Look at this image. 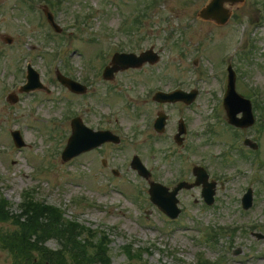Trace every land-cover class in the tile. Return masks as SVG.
<instances>
[{
  "label": "rangeland",
  "instance_id": "rangeland-1",
  "mask_svg": "<svg viewBox=\"0 0 264 264\" xmlns=\"http://www.w3.org/2000/svg\"><path fill=\"white\" fill-rule=\"evenodd\" d=\"M39 1L0 0V203L6 207L0 211V264H41V253L26 239L30 227L41 231L37 248L53 252L66 241L79 242L80 257L100 264H264V239L256 238H264V0H245L224 26L196 18L208 0H50L58 2L51 8L64 31L59 37L50 34ZM142 9L147 13L139 22ZM4 35L12 44L2 41ZM151 47L160 56L154 66L102 79L117 50L139 54ZM28 62L51 93L19 96L9 104L6 96L24 83ZM228 64L236 91L254 103L255 123L248 129L223 125L220 79ZM55 67L84 84L86 93L59 91ZM175 88L199 90L189 112L167 108L171 121L176 124L182 114L191 129L180 148L166 145L148 126V114L160 106L133 109L135 99ZM77 116L93 129H112L120 144L62 162L70 134L63 122ZM14 130L24 148L14 147ZM239 135L258 145L256 153L241 150ZM133 155L163 185L182 173L192 182L190 169L199 164L224 188L211 207L203 204L199 188L181 191V214L171 221L148 202L149 181L128 166ZM248 187L253 206L243 211L240 197ZM30 201L38 209L52 208L42 215L45 222L40 215L27 225L19 253L9 240L30 216ZM129 248L130 261L124 251Z\"/></svg>",
  "mask_w": 264,
  "mask_h": 264
},
{
  "label": "water",
  "instance_id": "water-1",
  "mask_svg": "<svg viewBox=\"0 0 264 264\" xmlns=\"http://www.w3.org/2000/svg\"><path fill=\"white\" fill-rule=\"evenodd\" d=\"M242 0H211L210 3L204 8L202 9L198 16L199 18L203 19V20H212L214 22H216L217 24H224L228 17H229V11H227L226 9H224V4L226 3H230V4H235L237 2H241ZM48 20L49 22L53 25L52 23V17L51 15L47 14ZM149 54H145L143 56V58L140 59H136L134 56H115L113 59V68H110L109 70L106 71V73L109 75L111 74L113 71H117L118 67L117 64L120 65L121 67H128V66H139L141 63H143V61L145 60H149ZM153 56V59H150L151 62H155L157 60L155 55H150V57ZM61 82L63 84H70L69 81L65 80V79H61ZM41 87V85L38 82V76L35 72H33L31 69H28V83L21 89V91H25V92H29L35 89H39ZM231 92H230V97H231V102H228L226 105V108L229 111V118H230V122H234V116H235V110L234 108H231V106H234L233 103V99L235 97V95L233 94L232 91V86H231ZM11 102H14L15 99L10 98L9 99ZM245 107V106H244ZM244 107L242 109H244ZM247 108V107H246ZM233 109V110H232ZM246 109H244L243 111H245ZM244 116L245 118L243 120H245L248 123L249 121V125H251L253 123L251 114L249 112V116H247V114H245L244 112ZM245 123V122H244ZM240 125V123H239ZM73 131H72V137L69 140V143L65 149V151L62 154V160L63 161H67L70 158H72L73 156H76L78 154H80L81 152L87 151L88 149L97 146L98 144H100L101 142H103V140H106V137L104 135L101 134H93L90 131L86 130L85 128H83V126L81 125V123L79 122V120L73 122V127H72ZM13 139H14V143L17 147H22L24 144L19 136L18 132H14L12 133ZM84 141H86V143L84 144ZM137 164V163H136ZM199 176V172L196 174ZM156 189H154V192ZM212 195H213V191H209L207 188L203 190V196L205 197V200L207 203L212 202ZM157 195L154 194V201L157 202ZM162 208H165L168 211V206L166 203L160 202L158 201ZM243 207L245 209L249 208L251 206V191L249 190L248 193L244 196L243 198ZM173 210V211H172ZM169 210L171 212H173L172 214H170L171 217H175L177 215L176 211L174 209ZM168 211V212H169ZM259 237V235H258Z\"/></svg>",
  "mask_w": 264,
  "mask_h": 264
},
{
  "label": "trees",
  "instance_id": "trees-1",
  "mask_svg": "<svg viewBox=\"0 0 264 264\" xmlns=\"http://www.w3.org/2000/svg\"><path fill=\"white\" fill-rule=\"evenodd\" d=\"M1 202V200H0ZM6 209V207L4 206L3 203H0V211H4ZM49 209L50 208H46V207H42V208H39V209H36L35 207L30 209L28 208V210L25 212L30 214V216L27 217V219L25 221H23V224L17 226L18 229H17V234L15 236H12L9 240V243L17 248L18 252L19 253H23L22 251V237L25 233H27V225H30V223H35L37 222V216H40L39 218H42V215L44 216V219H45V216H47L48 214H46L47 212H49ZM50 215V214H49ZM43 219V222H45ZM49 222L52 221L51 219V216H48V219H47ZM17 225V223H15ZM15 225V226H16ZM38 229L40 228H31L30 227V230H33L29 233V237H27L26 239H30L29 242L33 245V247L39 252V254L41 253V257L40 259H42V262H49V264H84L85 262L88 263V258L84 259L81 258L78 259L79 256H81V250H82V247L80 245L79 242H76V243H72V242H69V241H66V243L64 242L63 244V247L61 249L56 251V252H50V251H45L44 249H39L37 248V246L39 244L42 243V241L40 240V235H41V231H39ZM43 230V229H41ZM70 233V232H69ZM11 235V234H10ZM9 235V236H10ZM25 239V238H24ZM36 241V243H35ZM9 245V244H7ZM9 250V248H6ZM41 250V251H40ZM76 250V252L74 251ZM63 252H65V254H67V260L66 258L64 257L65 254H63Z\"/></svg>",
  "mask_w": 264,
  "mask_h": 264
},
{
  "label": "flooded vegetation",
  "instance_id": "flooded-vegetation-1",
  "mask_svg": "<svg viewBox=\"0 0 264 264\" xmlns=\"http://www.w3.org/2000/svg\"><path fill=\"white\" fill-rule=\"evenodd\" d=\"M168 106L169 105H166L164 107V110L166 111V113L169 112L168 110H166L168 108ZM147 120L149 121L148 126L150 127V125H151V119L149 118ZM175 132H176V125H175L174 121H171L170 120V117L168 115L164 132L162 134H160V135H157V134L156 135L158 137H160V138H163V140H167V144L166 145H169V143L172 142V136L175 134ZM153 134H154V132H153ZM189 135L190 134L186 131V134L184 135L183 144L186 142V140H187V138H188Z\"/></svg>",
  "mask_w": 264,
  "mask_h": 264
}]
</instances>
